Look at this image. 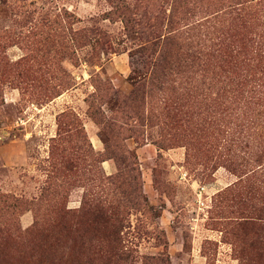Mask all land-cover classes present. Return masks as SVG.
Here are the masks:
<instances>
[{"label": "rangeland", "instance_id": "1", "mask_svg": "<svg viewBox=\"0 0 264 264\" xmlns=\"http://www.w3.org/2000/svg\"><path fill=\"white\" fill-rule=\"evenodd\" d=\"M0 264H264V0H0Z\"/></svg>", "mask_w": 264, "mask_h": 264}]
</instances>
